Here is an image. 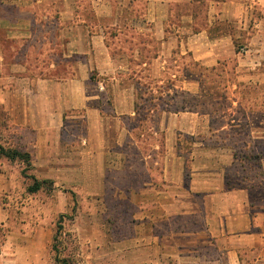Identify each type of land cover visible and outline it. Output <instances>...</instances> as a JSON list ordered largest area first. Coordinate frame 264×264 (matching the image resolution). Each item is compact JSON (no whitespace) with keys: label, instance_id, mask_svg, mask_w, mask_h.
<instances>
[{"label":"crops","instance_id":"0c3cea01","mask_svg":"<svg viewBox=\"0 0 264 264\" xmlns=\"http://www.w3.org/2000/svg\"><path fill=\"white\" fill-rule=\"evenodd\" d=\"M1 132L91 198L140 155L136 216L168 221V264H264V0H0ZM47 234L12 230L0 264H44Z\"/></svg>","mask_w":264,"mask_h":264},{"label":"rangeland","instance_id":"374dc122","mask_svg":"<svg viewBox=\"0 0 264 264\" xmlns=\"http://www.w3.org/2000/svg\"><path fill=\"white\" fill-rule=\"evenodd\" d=\"M171 72L179 78L178 68H173ZM176 81L170 80L168 86L177 85ZM216 94L210 96L207 112L214 113L219 107L211 103L212 97L220 98L221 92L217 91ZM0 135L2 142H9L5 140L3 132ZM159 145L166 146V141L162 139ZM157 155L153 159L162 158ZM139 157L137 154L130 160L135 165L139 164L134 171L126 169L119 172L116 178H111V182L108 179L106 193L93 198L85 193L84 187L69 192L55 185L49 190L30 195L27 186L32 181L28 176L34 175V170H25L26 166L20 162L0 158V175L7 176L9 181L7 188L0 191V207L10 215L7 226L0 224V246L8 233L17 227L42 225L46 233L49 230L52 233L45 238L44 264H56L53 247L56 244L57 226L61 222L63 231L57 244L60 245L61 256L71 264H168V221L160 220L151 232L144 229L148 224L142 225V219L136 216L150 205L132 200L133 188L142 189L138 187L140 180L135 176L142 175L144 180L146 177L147 183L152 179L149 171L140 167ZM160 169L157 167L158 181L163 173ZM152 234L159 237L158 245L154 244L155 249L152 248ZM189 257L193 259L187 264H212L211 259L210 262H199L197 250L190 251ZM170 259L169 264H179L178 258Z\"/></svg>","mask_w":264,"mask_h":264},{"label":"trees","instance_id":"16d2710c","mask_svg":"<svg viewBox=\"0 0 264 264\" xmlns=\"http://www.w3.org/2000/svg\"><path fill=\"white\" fill-rule=\"evenodd\" d=\"M0 158L6 159L10 162H20L26 166L25 170H34L31 154L21 150L19 147L4 145L1 141V135ZM28 178L32 181V183L27 186V193L30 195L38 194L39 192L44 190H49L54 186V182L51 180H39L34 175H30L28 176ZM57 227L58 230L55 238L56 244L53 247L55 262L56 264H71V262L66 257L61 256L60 245L57 244V241L58 237L62 234L63 231L62 223L60 222Z\"/></svg>","mask_w":264,"mask_h":264}]
</instances>
